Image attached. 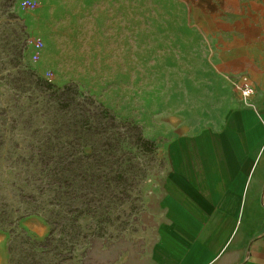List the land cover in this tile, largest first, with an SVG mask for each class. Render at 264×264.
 Instances as JSON below:
<instances>
[{"label":"rangeland","instance_id":"obj_1","mask_svg":"<svg viewBox=\"0 0 264 264\" xmlns=\"http://www.w3.org/2000/svg\"><path fill=\"white\" fill-rule=\"evenodd\" d=\"M246 73L264 89V0H0V221L22 216L0 264L135 253L168 143L241 100L227 77ZM38 77L80 94L58 104Z\"/></svg>","mask_w":264,"mask_h":264},{"label":"crops","instance_id":"obj_2","mask_svg":"<svg viewBox=\"0 0 264 264\" xmlns=\"http://www.w3.org/2000/svg\"><path fill=\"white\" fill-rule=\"evenodd\" d=\"M248 75L253 106L230 97L215 123L170 140L151 222L113 264H264V89Z\"/></svg>","mask_w":264,"mask_h":264},{"label":"trees","instance_id":"obj_3","mask_svg":"<svg viewBox=\"0 0 264 264\" xmlns=\"http://www.w3.org/2000/svg\"><path fill=\"white\" fill-rule=\"evenodd\" d=\"M38 80L40 83L43 84L44 88H46V90H52V93L51 95L54 96L55 98V101L58 103V104H64V106L66 107H70L74 104V102L76 101V96L75 94H80L79 91L77 89H75V94H72V85L70 84H66V85H63L62 87H58L56 85H54L52 82L48 81V80H45L44 78H40L38 77ZM105 110H108L107 108ZM138 128V127H137ZM142 144L144 147H146V149L148 151L152 150L154 148V142L151 141L150 139H147L145 137H143L142 134L139 135V137L137 138ZM22 219V216H9L8 219H6V221H0V230H5V223L10 226V232L12 233V236H13V240L15 241V238H17L18 234H15L17 232V226H18V223L19 221ZM68 225L71 227V244H70V247L67 249L68 253L71 254L73 248H74V232H75V226H76V221L74 218H68ZM54 231L52 230L51 231V234H53ZM25 239L28 240L29 243H31L32 247L31 249H34V251L36 252V250L38 249H43L44 247L42 246V244L44 243V241H39V240H36L34 238H32L31 236H29L28 234H26L25 236ZM11 242V241H10ZM12 247H13V241L10 243L9 245V251L11 252L12 250ZM37 253V252H36ZM36 253H32L31 254V260L32 262H27V261H24L23 263L21 262L20 264H36L34 263L35 261V256H36ZM41 254H44L43 251ZM70 256V255H69ZM68 258V257H67ZM12 261L11 259L9 260V264H11Z\"/></svg>","mask_w":264,"mask_h":264},{"label":"built area","instance_id":"obj_4","mask_svg":"<svg viewBox=\"0 0 264 264\" xmlns=\"http://www.w3.org/2000/svg\"><path fill=\"white\" fill-rule=\"evenodd\" d=\"M228 81L240 93L242 102L247 106H253L252 98L256 94V88L248 74L229 75Z\"/></svg>","mask_w":264,"mask_h":264}]
</instances>
